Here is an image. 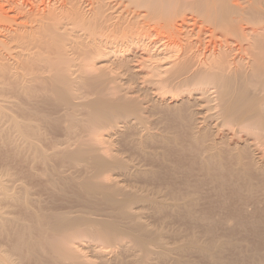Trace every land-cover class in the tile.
I'll return each mask as SVG.
<instances>
[{
	"label": "bare ground",
	"instance_id": "6f19581e",
	"mask_svg": "<svg viewBox=\"0 0 264 264\" xmlns=\"http://www.w3.org/2000/svg\"><path fill=\"white\" fill-rule=\"evenodd\" d=\"M157 106L196 133L211 131L202 157L228 160L221 167L232 180L242 176L249 196L264 195L252 184L264 178V0H0V140L9 152L0 264H111V248L128 256L129 242L149 258L127 218L122 227L90 218L96 210L85 202H62L78 194L143 218L131 206L149 196L139 195L145 182L127 180L153 173ZM53 128L59 135L50 137ZM162 196L161 208L189 205ZM228 241L216 238V250Z\"/></svg>",
	"mask_w": 264,
	"mask_h": 264
},
{
	"label": "rangeland",
	"instance_id": "374dc122",
	"mask_svg": "<svg viewBox=\"0 0 264 264\" xmlns=\"http://www.w3.org/2000/svg\"><path fill=\"white\" fill-rule=\"evenodd\" d=\"M143 91V89H138L137 87L134 90V92H138V97L142 95L141 93H143ZM149 99L150 98L145 95L144 98H140L139 100L141 103H145ZM157 107L152 110L151 115L153 118L150 120L152 123L150 126L152 132H155L156 134H154L159 137L155 139L156 142L154 141L156 145H152L153 148H157L155 149L156 152L154 151V153H157V156L155 155L154 158L151 159L152 163H150L151 161L149 162L152 167L154 166V169L152 168L153 173L141 177L138 180L136 179V181L133 179L127 180V183H134L138 187H141L142 184L144 185L145 182L146 186L144 185V188L147 187L148 189H144V192L139 194H145L144 196L146 197V194L149 193L146 200L144 198L145 202L140 201L137 205L131 206L135 208V211H141V214H139L143 215V218L141 217L137 220V217L130 214L133 220L136 219L135 221L137 224H143L141 229L133 220L131 221V218H128L129 214L127 212L129 211L126 212V215H122L123 210H117L121 212H117L118 214L116 215V210L113 209L115 211L113 212V207L108 205L104 200L96 199L92 201L91 204V202L87 199L85 200L84 197L78 194L72 196L70 193V196H66L62 203L66 206H72L70 204L82 205L84 202L87 203L86 206L88 207L87 209H89L88 211L92 214L93 210H96L94 212L97 213H93L94 216L91 215L92 217L90 216L92 219L96 218L98 220L101 215L99 220L106 219L107 222L114 223L117 219L123 220L122 218H127L124 222L126 221L125 224L129 223L130 226L128 224H122L124 222L121 221V223L120 220H117V225L118 223L119 225L122 224L126 226L125 228L129 226V231H132L133 234L137 236L142 235L141 237L147 240L146 243L149 242L147 246L149 249L151 248L150 253L152 252V256L150 253H146L149 257L147 259L145 254H143L144 252L139 250L140 248L138 249L136 245V247H133V242L127 244V246L129 244L130 246L133 245L131 246L132 248L130 247L131 249H127L128 256H126V254L121 255L120 252L122 251L118 245L114 247V251L116 252L112 251L113 248H111V250L108 248L107 250L113 252L107 256V262L110 261L111 264H114V262L116 264L119 256H121L120 259L122 258V261L119 260L118 264H121V262L123 264H140V261L141 264H264V195L257 192L249 196L245 191V179L242 176L235 177L234 180H232L230 170L221 167V164L228 166V160L213 159L208 161V159L202 157L200 154L202 152V144L200 141H206L209 137L211 139L209 133L211 131H204L205 134L198 133V131L196 133V130L193 128V123L191 124L192 126H190L192 121L188 123L189 121L187 120L188 122L181 123V121L176 118V113L174 111L169 108L166 109L165 107H160L161 109ZM53 129L50 131V133H52V136L49 134L50 137L59 135L57 129H54L57 131L56 133H54ZM194 130L195 132L192 134ZM201 132L203 133V131ZM3 135L4 134H1L0 137L2 136L3 138ZM195 135L199 138L196 139ZM200 135L203 136L201 137ZM160 137H162V139ZM1 140L0 166L7 163V155H9L8 148L5 146L7 145L6 141H4V144ZM152 147L151 149H153ZM217 152L222 156L226 153L221 150ZM134 155L135 154L132 156L133 160L141 162V158L137 159L139 157L136 154L137 156L135 155L136 157L134 159ZM252 184L255 187L264 185L263 176L257 175L256 177L255 175L252 179ZM147 185L154 189L152 188L151 190ZM158 188L159 191L164 190L160 191V195L158 194ZM156 189L158 193L155 192ZM185 195L189 196L185 198ZM158 196H162V198L168 202L172 198H181L183 196L182 198L188 201L189 205L184 207L186 209L177 208L175 210L161 208L157 206L155 202L160 200L161 197ZM45 198L48 199H46L47 202L43 200V202L47 204L44 205V207H48V205H51V202L49 201V197L46 196ZM80 198L81 200L77 201ZM138 199L141 200V198ZM189 201H191V204ZM90 209H92V211ZM95 215L98 216L96 217ZM131 222L133 225H131ZM134 225L137 226L136 230H134ZM137 229L140 230L137 232ZM218 237L223 240H229V246H226L227 248H224L221 252H218L215 248L216 238ZM89 245H92V241ZM80 248L84 251L83 247ZM83 253L87 255L86 251ZM133 254H136L139 260L136 256H133ZM112 255H114V257H112ZM130 256L132 258H130ZM123 257H126L125 260H123ZM144 257L145 261L142 260ZM114 258H116V260H114ZM131 259H137L138 262H136V260L135 262L133 260L131 261Z\"/></svg>",
	"mask_w": 264,
	"mask_h": 264
}]
</instances>
